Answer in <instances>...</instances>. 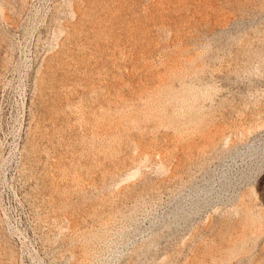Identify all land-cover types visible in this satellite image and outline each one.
Segmentation results:
<instances>
[{
	"label": "rangeland",
	"instance_id": "rangeland-1",
	"mask_svg": "<svg viewBox=\"0 0 264 264\" xmlns=\"http://www.w3.org/2000/svg\"><path fill=\"white\" fill-rule=\"evenodd\" d=\"M0 264H264V0H0Z\"/></svg>",
	"mask_w": 264,
	"mask_h": 264
}]
</instances>
